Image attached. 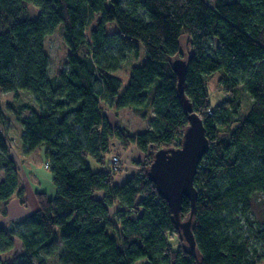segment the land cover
<instances>
[{
    "label": "trees",
    "instance_id": "16d2710c",
    "mask_svg": "<svg viewBox=\"0 0 264 264\" xmlns=\"http://www.w3.org/2000/svg\"><path fill=\"white\" fill-rule=\"evenodd\" d=\"M28 4L39 9L36 17ZM112 23L117 30L110 33ZM59 25L69 48L67 68L49 76L45 38ZM183 35L189 38L186 58ZM127 49L137 58L142 52L144 60L132 66L123 89L112 72ZM177 58L186 62L184 95L209 138L194 180V213L188 198L180 212V220L191 217L194 248L170 244L176 233L186 240L148 173L156 151L180 146L189 125ZM219 71L227 98L212 107L207 78ZM238 86L252 99L246 113L235 96ZM0 90L33 96L31 114L21 118L22 143L26 153L45 148L56 188L53 197L36 193L35 211L9 227L0 223V264L264 262V222L240 232L233 210L246 214L253 196L264 192V0H0ZM124 107L151 109L143 131L109 119V108ZM116 145L135 146L145 156L122 184L115 181L123 166L108 161ZM0 171L6 212L13 196L24 203L26 195L1 131ZM15 237L25 256L10 262L4 254Z\"/></svg>",
    "mask_w": 264,
    "mask_h": 264
},
{
    "label": "rangeland",
    "instance_id": "374dc122",
    "mask_svg": "<svg viewBox=\"0 0 264 264\" xmlns=\"http://www.w3.org/2000/svg\"><path fill=\"white\" fill-rule=\"evenodd\" d=\"M209 1L214 2V0ZM27 12L31 16L36 17L37 13L39 12V9L37 7L32 6L31 4H28ZM96 16L97 18L99 17V15ZM96 24V19L91 21L86 31L88 38V35H90L91 30L96 27ZM62 30L63 25H59L53 34L48 35L45 38L46 52L49 60V76H54L60 71L67 68L69 48L65 43ZM116 30L117 27L114 23L108 25V31L110 33L116 32ZM180 42L182 52L181 57L186 58L188 57L190 49L188 35H183L181 37ZM214 46H216L215 42ZM111 49L114 53H117V51L119 50V46L113 45ZM124 53V62L116 71L112 72V74L122 79L123 89L127 84V80L130 75L132 66L137 63L140 64L144 60V55L142 52L138 58L135 57L134 53L128 49L125 50ZM221 76L222 73L219 71L207 78L209 100L212 107H217L227 98V92L225 91L223 85L220 84ZM235 96L237 101H239L243 112L246 113L252 102L251 97L249 96L247 91L241 86H238L235 89ZM25 105H27L28 107H25ZM32 106H34V100L33 96L30 93L26 91H19L16 94L12 91L5 92L0 90V131L7 138L10 148V155L16 161L19 170L20 187H23L25 190L26 201L24 203H22L21 201L20 202L21 204H25L26 206H28L29 210L33 208L37 209L38 207V202L35 203V200H37V192L35 194L34 192H32L31 185H47L45 177L48 175L49 171L46 165L47 161L45 159V154L41 155L39 151H35L34 153H32V151L31 153L25 156L22 151L23 127L21 124V118L31 114L30 107ZM113 109L116 112L115 116H117V123L127 128L131 132L143 131L146 128L148 121L152 117V112L150 108L146 110L145 114L135 112L129 107L121 108L118 110V112L115 108ZM137 150L138 149L135 146H131L126 150L122 149L119 145H116L114 147L110 157H117V161H115L113 158L110 163L116 164L117 162L119 163L118 166L121 165L124 169L123 172L120 173L119 176H117L116 180L121 179V177L123 179L126 177L127 174H131L134 170L138 169L137 161H143L145 159V156L143 154L141 160H137V155L135 154L137 153ZM90 160L93 164V168L95 169L97 165L92 159ZM38 169L39 172L34 171H38ZM3 175V171H0V180L3 178ZM0 210L2 212L0 216V221L3 225L7 227L11 226L13 221H17L22 218H9L7 212L3 210V206H0ZM116 210L117 208H114L112 210L113 217L116 215ZM233 210L236 211L234 213V219H236L237 221L235 227L239 229L240 232H244L246 234L249 233V231H252L250 230V227H252L251 229H253L254 231L259 226H261V223L264 222V192L257 193L253 196L251 210L248 211L246 214L240 207H238L237 210L234 207ZM181 220L185 221V218ZM14 239V248L4 254V258L10 262H18L25 256V250L22 246L21 241L17 237H15ZM169 240L173 248H177L179 245L189 246L187 241H184V239L180 238L179 233H176L171 236ZM34 263L38 264L36 260H34ZM135 264H146V260H140ZM259 264H264V262H260Z\"/></svg>",
    "mask_w": 264,
    "mask_h": 264
},
{
    "label": "water",
    "instance_id": "95a60500",
    "mask_svg": "<svg viewBox=\"0 0 264 264\" xmlns=\"http://www.w3.org/2000/svg\"><path fill=\"white\" fill-rule=\"evenodd\" d=\"M174 67L179 75V95L186 111L189 112V125L185 129L180 146L156 151L148 173L160 195L169 203L174 219L189 247L194 248L191 217L181 221L180 212L183 199L188 198L192 206L191 216L194 213L198 196L194 180L199 164L209 147V138L203 119L193 111L192 103L183 92L185 60L175 59Z\"/></svg>",
    "mask_w": 264,
    "mask_h": 264
},
{
    "label": "crops",
    "instance_id": "0c3cea01",
    "mask_svg": "<svg viewBox=\"0 0 264 264\" xmlns=\"http://www.w3.org/2000/svg\"><path fill=\"white\" fill-rule=\"evenodd\" d=\"M107 111H108L107 114L109 116V119L112 122L116 123L117 122V116H115V113H116L115 110L113 108H109ZM116 111L118 112V110H116ZM22 151H23V154L25 156L27 154H29V153L25 152V148L23 147V144H22ZM35 151H39L41 155L45 154V148L44 147L38 148V149L34 150L32 153H34ZM135 154L137 155V160H141V158L143 157V152H141L140 150H137V153H135ZM109 159H110V157L108 158V161L110 163ZM34 171L35 172H39V169H38V171H36V170H34ZM137 171H138V169L134 170L131 174H127L126 177L123 178V179H122V177H121V179H117L115 182L117 184H122L123 182H125V180L128 177H130L131 175L136 174ZM45 179H46L47 185L46 184L31 185L32 192H34V194L36 192H45V193L48 194L49 197H53L55 195V193H56V188H55V186L53 184V176H52V174L49 171H48V175L45 177ZM98 196H100V194H98ZM34 197H35V195H34ZM35 203H37V200H35ZM114 208H117V207H114ZM35 210H36L35 208L29 210L28 206H26L25 204H21L19 198L15 197V196H13L9 200V202H8V204L6 206V212L8 214V217L9 218L11 217V219H15V218H18V217L19 218L24 217V216L30 214L31 212H33ZM3 216H5V215H3ZM0 223H1V221H0Z\"/></svg>",
    "mask_w": 264,
    "mask_h": 264
},
{
    "label": "built area",
    "instance_id": "2783aa9c",
    "mask_svg": "<svg viewBox=\"0 0 264 264\" xmlns=\"http://www.w3.org/2000/svg\"><path fill=\"white\" fill-rule=\"evenodd\" d=\"M114 160L117 161V157H114ZM46 165H47V163H46ZM47 166H48V165H47Z\"/></svg>",
    "mask_w": 264,
    "mask_h": 264
}]
</instances>
